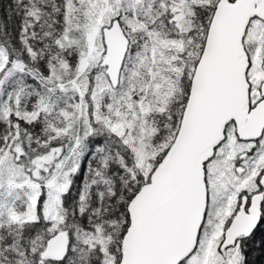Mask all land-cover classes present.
Wrapping results in <instances>:
<instances>
[{"label":"snow or ice","instance_id":"1","mask_svg":"<svg viewBox=\"0 0 264 264\" xmlns=\"http://www.w3.org/2000/svg\"><path fill=\"white\" fill-rule=\"evenodd\" d=\"M252 252L264 0H10L0 264H258Z\"/></svg>","mask_w":264,"mask_h":264},{"label":"trees","instance_id":"2","mask_svg":"<svg viewBox=\"0 0 264 264\" xmlns=\"http://www.w3.org/2000/svg\"><path fill=\"white\" fill-rule=\"evenodd\" d=\"M9 3H10V0H2V3H0V15L4 14V10L7 8V5ZM250 255L253 257V259H258V264H261V262H264V257L258 258L257 252H252Z\"/></svg>","mask_w":264,"mask_h":264}]
</instances>
